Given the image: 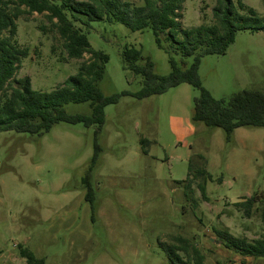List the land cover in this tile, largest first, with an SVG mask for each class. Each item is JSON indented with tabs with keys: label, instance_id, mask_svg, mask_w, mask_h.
<instances>
[{
	"label": "rangeland",
	"instance_id": "rangeland-1",
	"mask_svg": "<svg viewBox=\"0 0 264 264\" xmlns=\"http://www.w3.org/2000/svg\"><path fill=\"white\" fill-rule=\"evenodd\" d=\"M133 6L142 0H119ZM264 17V0H243ZM214 0H185L181 29L215 24ZM16 43L26 50L14 81L30 79L35 91L51 92L89 59L67 60L54 30L36 13L17 20ZM44 26L45 31L40 27ZM91 48L108 58L96 83L103 96L137 93L142 77L124 68L125 46L149 58L154 73L171 72V56L181 67L193 62L173 49H160L149 28L131 32L117 22L94 21L83 30ZM163 39V37H162ZM164 48L171 47L164 42ZM143 64L142 61H138ZM197 75L216 101L243 90L264 89V31H239L224 54L201 57ZM198 90L182 84L138 100L121 96L104 108V124H55L37 137L0 133V264H26L21 249L45 264H170L166 248L176 237L193 244L204 264H264L225 248L216 232L252 243L264 235V128H238L231 142L220 128L191 123ZM68 114L90 115L88 103L64 106ZM190 124L193 133L178 141L173 128ZM101 148L90 173L91 205L81 184L94 143ZM199 156L201 158H199ZM189 163L211 176L201 198L184 186ZM201 182L197 179L196 183ZM257 196L249 218L235 204Z\"/></svg>",
	"mask_w": 264,
	"mask_h": 264
},
{
	"label": "trees",
	"instance_id": "trees-1",
	"mask_svg": "<svg viewBox=\"0 0 264 264\" xmlns=\"http://www.w3.org/2000/svg\"><path fill=\"white\" fill-rule=\"evenodd\" d=\"M142 1L143 5L136 7L119 0H0V133L14 131L40 137L55 124L81 123L86 127L96 126L97 135L104 124V108L116 104L119 97L132 96L142 100L182 84L196 88L199 93L193 100L190 119L193 125L222 129L226 142H231L235 129L264 128V89L243 90L226 101H216L201 86L197 75L201 57L224 54L239 31H264V17H259L243 0H214L211 17L215 24L181 29L178 20L185 0ZM33 13L43 15L50 29L58 35L67 60H81L84 54L90 56L80 63L76 75L68 77L49 93L33 90L28 77L14 81L18 64L26 57V50L20 49L15 40L16 22ZM94 21L117 22L131 32L149 28L160 49L171 54L173 44L175 51L182 57H193V62L186 67L181 61L180 67L170 56L171 72L167 76H158L149 58L143 59L140 50L125 46L122 52L124 68L142 77V88L134 94L122 92L103 96L96 83L104 77L108 58L93 50L83 33ZM40 30L45 31V27ZM164 42H170L169 50L164 48ZM69 103H88L90 115L68 114L64 106ZM100 153L101 148L95 142L81 182L87 189L86 200L90 202L92 213L90 173L96 167ZM197 179L201 182L196 183ZM208 179L211 176L203 168L189 163L186 180L178 184L184 186L186 196L192 195L195 184L201 198L207 200L205 184ZM256 201L258 198L253 195L235 206L242 208L244 216L249 218ZM260 219L264 221V210ZM216 235L225 248L241 256L264 258V235L252 243L227 232L217 231ZM166 251L170 264H204L203 254L182 237L174 238ZM20 257L26 264H45L43 259L35 258L24 249H21Z\"/></svg>",
	"mask_w": 264,
	"mask_h": 264
},
{
	"label": "crops",
	"instance_id": "crops-1",
	"mask_svg": "<svg viewBox=\"0 0 264 264\" xmlns=\"http://www.w3.org/2000/svg\"><path fill=\"white\" fill-rule=\"evenodd\" d=\"M193 130H194L193 127L188 123L187 124L180 123L178 125H175V127L173 128V132L177 137L178 141H182L185 138L191 136Z\"/></svg>",
	"mask_w": 264,
	"mask_h": 264
}]
</instances>
